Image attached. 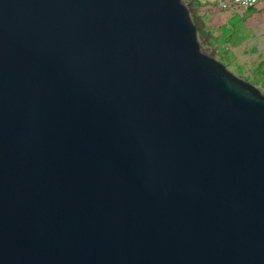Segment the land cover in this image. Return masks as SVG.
<instances>
[{
    "label": "water",
    "instance_id": "water-1",
    "mask_svg": "<svg viewBox=\"0 0 264 264\" xmlns=\"http://www.w3.org/2000/svg\"><path fill=\"white\" fill-rule=\"evenodd\" d=\"M183 0H0V264H264V94Z\"/></svg>",
    "mask_w": 264,
    "mask_h": 264
},
{
    "label": "rangeland",
    "instance_id": "rangeland-1",
    "mask_svg": "<svg viewBox=\"0 0 264 264\" xmlns=\"http://www.w3.org/2000/svg\"><path fill=\"white\" fill-rule=\"evenodd\" d=\"M183 1L185 4L191 2ZM193 10L189 8L190 13ZM199 14L202 16L200 26L207 32V36L199 35L202 43L210 50L215 49V59L231 73L264 94V10L241 12L237 19L227 21L219 6L213 4ZM210 34L218 37V41L213 43Z\"/></svg>",
    "mask_w": 264,
    "mask_h": 264
},
{
    "label": "crops",
    "instance_id": "crops-1",
    "mask_svg": "<svg viewBox=\"0 0 264 264\" xmlns=\"http://www.w3.org/2000/svg\"><path fill=\"white\" fill-rule=\"evenodd\" d=\"M190 1L192 2V5H195L194 10L199 11V13H200V10H203L204 8H207V7H211L213 4L218 5V2L216 0H190ZM250 10H256V11L261 12L264 10V6L257 7L255 9L243 10V11H239V10H236L235 8L231 7L227 11L222 10V12H223V15L226 18V20L231 21V20L237 19L238 18L237 15H239L241 12L244 13V12H248ZM210 35H214V34H210Z\"/></svg>",
    "mask_w": 264,
    "mask_h": 264
},
{
    "label": "built area",
    "instance_id": "built-area-1",
    "mask_svg": "<svg viewBox=\"0 0 264 264\" xmlns=\"http://www.w3.org/2000/svg\"><path fill=\"white\" fill-rule=\"evenodd\" d=\"M221 10L227 11L231 7L243 11L264 6V0H216Z\"/></svg>",
    "mask_w": 264,
    "mask_h": 264
},
{
    "label": "trees",
    "instance_id": "trees-1",
    "mask_svg": "<svg viewBox=\"0 0 264 264\" xmlns=\"http://www.w3.org/2000/svg\"><path fill=\"white\" fill-rule=\"evenodd\" d=\"M195 5H192L190 6L191 9H194ZM191 17H192V20L194 22V24L196 25L197 27V32H198V35H206L207 36V32H205V30L203 29V27L200 26V24L202 23V16L201 14L198 13V11L196 10H193L191 13ZM209 39L213 42H216L218 41V37H216L215 35H209Z\"/></svg>",
    "mask_w": 264,
    "mask_h": 264
}]
</instances>
